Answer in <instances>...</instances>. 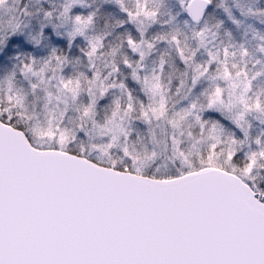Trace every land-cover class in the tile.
<instances>
[{
	"label": "snow or ice",
	"instance_id": "6c2138e0",
	"mask_svg": "<svg viewBox=\"0 0 264 264\" xmlns=\"http://www.w3.org/2000/svg\"><path fill=\"white\" fill-rule=\"evenodd\" d=\"M0 264H264V0H0Z\"/></svg>",
	"mask_w": 264,
	"mask_h": 264
}]
</instances>
